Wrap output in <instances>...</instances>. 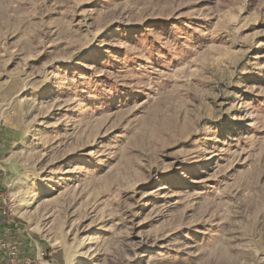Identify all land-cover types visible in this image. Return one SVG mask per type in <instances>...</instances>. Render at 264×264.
Listing matches in <instances>:
<instances>
[{
    "label": "rangeland",
    "instance_id": "1",
    "mask_svg": "<svg viewBox=\"0 0 264 264\" xmlns=\"http://www.w3.org/2000/svg\"><path fill=\"white\" fill-rule=\"evenodd\" d=\"M0 264H264V0H0Z\"/></svg>",
    "mask_w": 264,
    "mask_h": 264
},
{
    "label": "crops",
    "instance_id": "2",
    "mask_svg": "<svg viewBox=\"0 0 264 264\" xmlns=\"http://www.w3.org/2000/svg\"><path fill=\"white\" fill-rule=\"evenodd\" d=\"M2 210H1V206H0V221H2L3 223H6V222H4V217L2 216V212H1Z\"/></svg>",
    "mask_w": 264,
    "mask_h": 264
}]
</instances>
